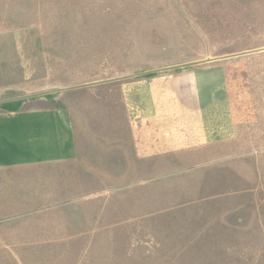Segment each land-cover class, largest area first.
Wrapping results in <instances>:
<instances>
[{"label": "rangeland", "instance_id": "374dc122", "mask_svg": "<svg viewBox=\"0 0 264 264\" xmlns=\"http://www.w3.org/2000/svg\"><path fill=\"white\" fill-rule=\"evenodd\" d=\"M229 56L249 117L194 150L152 151L106 82ZM36 116L77 148L0 135V264H264V0H0V133Z\"/></svg>", "mask_w": 264, "mask_h": 264}, {"label": "crops", "instance_id": "0c3cea01", "mask_svg": "<svg viewBox=\"0 0 264 264\" xmlns=\"http://www.w3.org/2000/svg\"><path fill=\"white\" fill-rule=\"evenodd\" d=\"M232 69L229 56L188 63L151 76L132 75L106 82L129 79L122 97L126 113L135 120L136 133L152 143V151L194 150L234 140L240 124L249 117L248 102L240 105L234 99L228 79ZM42 118L30 117V125L7 123L5 127L14 126L0 133L6 137L1 157L14 161L74 156L76 138L66 123L58 117L51 121Z\"/></svg>", "mask_w": 264, "mask_h": 264}, {"label": "water", "instance_id": "95a60500", "mask_svg": "<svg viewBox=\"0 0 264 264\" xmlns=\"http://www.w3.org/2000/svg\"><path fill=\"white\" fill-rule=\"evenodd\" d=\"M215 59H220V58H215ZM215 59H208V60H206V61L215 60ZM185 65H186V64H185ZM185 65H181V66H185ZM137 75H140V74H137ZM133 76H135V75H133Z\"/></svg>", "mask_w": 264, "mask_h": 264}]
</instances>
